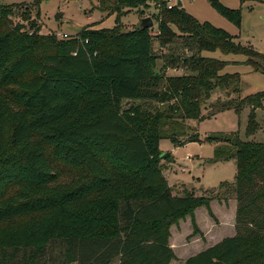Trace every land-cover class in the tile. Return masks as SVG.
I'll use <instances>...</instances> for the list:
<instances>
[{"label":"trees","instance_id":"obj_1","mask_svg":"<svg viewBox=\"0 0 264 264\" xmlns=\"http://www.w3.org/2000/svg\"><path fill=\"white\" fill-rule=\"evenodd\" d=\"M207 1L239 26V10ZM157 2L153 37L161 47L180 39L184 51L160 68L149 29L119 24L125 11ZM97 9L116 15L112 28L85 27L63 40L39 34L28 18L13 23L12 8L0 3V264H170V226L188 216L196 231L194 211H209L212 191L173 195L163 176L171 155L159 141L197 142L186 121L202 119L215 91L239 94V76L221 73L228 62L205 54L243 55L253 71L264 54L164 0H98ZM262 99L264 92L219 110L249 106L252 134ZM221 136L207 140L221 143L212 162L235 163V182L219 186L234 195L235 234L183 264H264V142ZM59 162L81 176L59 183Z\"/></svg>","mask_w":264,"mask_h":264},{"label":"rangeland","instance_id":"obj_2","mask_svg":"<svg viewBox=\"0 0 264 264\" xmlns=\"http://www.w3.org/2000/svg\"><path fill=\"white\" fill-rule=\"evenodd\" d=\"M114 1L107 0L109 3ZM218 1L227 9L240 11L239 26L223 18L210 6L207 0H183L182 8L199 22H207L224 30L232 36L235 43L264 54V0ZM0 3L12 8L13 23L26 25L27 22L23 19L28 18V21L39 29V34L55 36L59 33L66 34L68 40L75 39L76 35L85 27L90 29L112 28L116 16L98 11V0H48L42 1L38 7L29 0H0ZM153 14H156V11L151 5L149 8L131 9L120 16L119 24L121 29L127 32L137 28L142 18L150 17L152 19L153 26L149 29V34L153 38L152 51L158 57L157 68H160L164 57L166 58L171 52L175 55H183L184 51L180 47V39H176L173 46L161 47L159 45L156 38L153 37L158 34L157 24L152 18ZM205 55L228 62L221 73L239 76V94L226 96L215 91L201 110L202 119L186 121L187 135L197 134V142H186L187 138H178L183 144L173 145L170 140L164 139L159 141L158 147L163 154L171 155L169 159L172 165L169 166L171 169L167 173V180L173 183V195H181L183 189L194 196H207L210 191L214 192L213 199L209 203L211 216L205 209L210 219L219 224V219L214 216L211 205L215 207L217 204L221 207L228 206L229 202L234 199V195L228 187L219 188V186L224 182H235L236 167L233 160L212 162L214 150L221 143L216 144L214 141L207 140V137L220 138L221 135L237 133L238 138L242 141L264 142V99H262L260 107L254 111V122L257 127L252 134H247V124L251 112L249 106H244L238 113L234 108L219 110L221 103L235 105L238 100L246 96L264 92V59H253V62L261 68L253 71L244 64L246 58L243 55H223L219 51ZM182 74H186V70H166L167 76ZM58 167L59 183H68L81 176L79 170L73 169L65 163L59 162ZM182 169L184 170L182 171ZM165 175L164 171L163 176ZM187 217L172 224L168 230V241L176 255L172 264H183L185 258L194 254V250H197L198 247L195 244H189L193 237L203 239L200 228L195 224L196 231H194ZM198 217L202 223L207 222L205 225L203 224L204 226L210 225L202 212L198 213ZM215 234L216 237L221 234L228 237L230 233L226 231V228H222L216 230ZM56 248L52 247L50 253L57 254ZM109 264H118V259L112 260Z\"/></svg>","mask_w":264,"mask_h":264},{"label":"crops","instance_id":"obj_3","mask_svg":"<svg viewBox=\"0 0 264 264\" xmlns=\"http://www.w3.org/2000/svg\"><path fill=\"white\" fill-rule=\"evenodd\" d=\"M216 144H218V143H216ZM171 163L166 165V169L164 170L166 172V175L164 177H165L168 185L172 187L173 186V183H170L167 180V173L171 169L170 168L171 165H172ZM183 170L184 169H182V171ZM211 209H212V212H213L214 216H216L219 219V224H216L214 221H212V219H210V217L208 216L207 211H206L205 208H203V207L197 208L194 211L195 223L200 228V230H201V232L203 234V239L200 238V237H193L191 239V241L189 242V244H192V245L195 244V246L198 247L197 250H194V252H193L194 254L191 255V256H194L197 253L205 250L206 248L215 245L216 243H218L219 241H221L223 238L227 237V236H224L223 234H221V235H219V236L216 237V234H215L216 233V230L222 229V228H226V231H228L230 233L228 237H231V236H233L235 234V229H234V220H235V211H236V201H235V199H233L232 201H230L228 206H222L221 207V206H219L217 204L216 207H215V206H212L211 205ZM199 212H202L206 216V219H207L208 223L210 224L208 227L204 226L205 223H207V222L202 223V221L199 220V217H198V213ZM187 218H188L189 222H191L190 221V218L189 217H187ZM211 237H213V239H211ZM186 245H188V244H186ZM171 248H172V246H171ZM188 251H190V250H188ZM191 256H188L187 258H185L183 260V263H184V261L186 259H188ZM173 262H171L170 264H172Z\"/></svg>","mask_w":264,"mask_h":264},{"label":"built area","instance_id":"obj_4","mask_svg":"<svg viewBox=\"0 0 264 264\" xmlns=\"http://www.w3.org/2000/svg\"><path fill=\"white\" fill-rule=\"evenodd\" d=\"M178 1L182 3L183 0H164L165 8L169 10V9L177 7ZM150 5H151V7L154 8V10L156 12H158L160 10L161 5H160L159 2L151 3ZM56 37L59 38V39H63V40L64 39H68V35H66V34H60L59 33V34L56 35Z\"/></svg>","mask_w":264,"mask_h":264},{"label":"water","instance_id":"obj_5","mask_svg":"<svg viewBox=\"0 0 264 264\" xmlns=\"http://www.w3.org/2000/svg\"><path fill=\"white\" fill-rule=\"evenodd\" d=\"M177 7L178 8L182 7V3L178 1ZM152 26H153L152 19L150 17H145L140 20V23L137 28L140 30H146L152 28Z\"/></svg>","mask_w":264,"mask_h":264}]
</instances>
